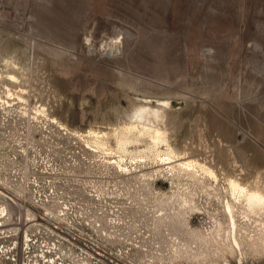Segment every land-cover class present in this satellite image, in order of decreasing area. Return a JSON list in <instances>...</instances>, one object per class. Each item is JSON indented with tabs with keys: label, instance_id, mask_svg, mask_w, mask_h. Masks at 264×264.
Here are the masks:
<instances>
[{
	"label": "rangeland",
	"instance_id": "obj_1",
	"mask_svg": "<svg viewBox=\"0 0 264 264\" xmlns=\"http://www.w3.org/2000/svg\"><path fill=\"white\" fill-rule=\"evenodd\" d=\"M142 106L218 183L121 174L168 157L147 135L94 147ZM230 177L264 182V0H0V264H264V216L234 244Z\"/></svg>",
	"mask_w": 264,
	"mask_h": 264
},
{
	"label": "bare ground",
	"instance_id": "obj_2",
	"mask_svg": "<svg viewBox=\"0 0 264 264\" xmlns=\"http://www.w3.org/2000/svg\"><path fill=\"white\" fill-rule=\"evenodd\" d=\"M161 112L162 111L161 110L159 111L158 108L156 110V108L153 109L151 108V106L149 107L142 106L137 110L136 115L133 114L136 116L135 120L133 119L132 121H129L128 123L122 126L116 127L114 129V136L117 139L116 140L117 149L115 148L113 149L112 148L113 146L112 147L110 146L107 133L101 134L100 133L101 131H97V132L93 130L89 131V134H91L92 135L91 137H93L92 139H93L94 147L97 148L98 150L102 149V153L108 152V151L109 153L111 152L115 153L114 150H116V152L117 153L119 152L121 156L122 154L127 155V154L132 153V150L128 148V145L131 143H139L141 141H144L142 137L147 135L149 136L151 141L145 146L144 149H142V152L160 154L159 152H161L162 149L159 151V145L160 144L166 145V148L163 152L168 154V157H164L162 159L163 163L158 165L156 170L153 169L152 166L151 167L149 166L146 168L145 167L146 165L140 164L141 163L140 161H142V159L138 161L139 162L138 164L131 163V162L130 164H128L127 160H125L126 163L124 162V164L120 166L117 165L116 163L110 162L109 159L107 162L109 164L111 163L116 164L117 168L119 169V172L123 175L134 174L135 177H137L138 180H140V182H143L146 186H150V185L156 186L154 185L153 182L150 181L149 178L150 177L161 178V176L159 177L157 173L158 172L160 173L161 170H165V169L166 171L169 170L170 172L173 169V172L175 171L174 175L185 173L186 175L194 179L202 178L203 180H205L204 178L207 177V178H210V180L213 179L215 182H217L219 178L218 175L216 174L217 172L214 170V168H212L206 163L207 162L206 160L205 162H202L200 160H195V158L192 160H188V161L183 160V158L180 157L179 152L176 151L171 145L170 143L171 141H169V138L166 134V130L162 129L161 126H158V124L156 125V124L149 123V122L146 123L140 120V118L149 117L150 119L153 118L157 122L161 118H163V115L161 114ZM153 119L151 121H153ZM94 151L96 150L94 149ZM159 157H162V156H159ZM107 158H109V156ZM235 178H231V177L229 179L226 178L228 179V188L226 190L228 191V196L224 194L226 197L224 205H225L226 212L228 213L229 217H231L230 220L232 222L234 244L237 247H239V249H241L242 247H241L240 240L239 238H237V235H236V228H237L236 214L241 213L244 216L248 217V219L255 218V216H258V218L259 216L260 217L264 216V182L258 179L253 183H243L242 181L235 179ZM261 181H262V184H261ZM169 182H170L171 189L174 186H176L175 183L172 182V180H170ZM183 185H186V183H184ZM212 187H214V189L219 188L217 186H212ZM224 188L226 187L224 186ZM172 192L174 193V191ZM185 202H187L186 199H185ZM261 225L262 227H264V222H262ZM168 229H169V233L172 234V229L171 228H168ZM173 234H174V231H173ZM262 242H263L262 244H263V249H264V239L262 240Z\"/></svg>",
	"mask_w": 264,
	"mask_h": 264
},
{
	"label": "built area",
	"instance_id": "obj_3",
	"mask_svg": "<svg viewBox=\"0 0 264 264\" xmlns=\"http://www.w3.org/2000/svg\"><path fill=\"white\" fill-rule=\"evenodd\" d=\"M56 260V258H51V257H49V258H47V259H43V262H48V264H64L62 261H55ZM67 264H70V263H67ZM83 264H87L85 261H84V263Z\"/></svg>",
	"mask_w": 264,
	"mask_h": 264
}]
</instances>
